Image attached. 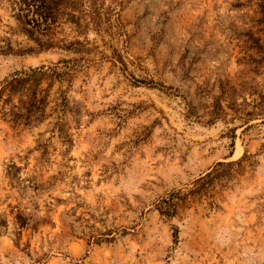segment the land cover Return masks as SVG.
<instances>
[{
	"label": "rangeland",
	"instance_id": "1",
	"mask_svg": "<svg viewBox=\"0 0 264 264\" xmlns=\"http://www.w3.org/2000/svg\"><path fill=\"white\" fill-rule=\"evenodd\" d=\"M0 264H264V0H0Z\"/></svg>",
	"mask_w": 264,
	"mask_h": 264
},
{
	"label": "trees",
	"instance_id": "2",
	"mask_svg": "<svg viewBox=\"0 0 264 264\" xmlns=\"http://www.w3.org/2000/svg\"><path fill=\"white\" fill-rule=\"evenodd\" d=\"M70 48V47H68ZM67 48V49H68ZM69 62V61H68ZM68 62H63V63H68ZM53 72V74H55V76L57 78H60V80H62L60 74L57 72V68L56 66L51 70ZM179 197L176 196V195H171L169 199H165L163 201V206H161L160 208V212H161V215L163 216H175L176 214V203L174 202L175 199H178ZM114 238L110 239V242L113 241Z\"/></svg>",
	"mask_w": 264,
	"mask_h": 264
}]
</instances>
